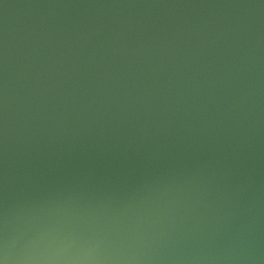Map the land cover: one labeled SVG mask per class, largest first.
Returning a JSON list of instances; mask_svg holds the SVG:
<instances>
[{
	"label": "water",
	"instance_id": "water-1",
	"mask_svg": "<svg viewBox=\"0 0 264 264\" xmlns=\"http://www.w3.org/2000/svg\"><path fill=\"white\" fill-rule=\"evenodd\" d=\"M0 264H264V0H0Z\"/></svg>",
	"mask_w": 264,
	"mask_h": 264
}]
</instances>
